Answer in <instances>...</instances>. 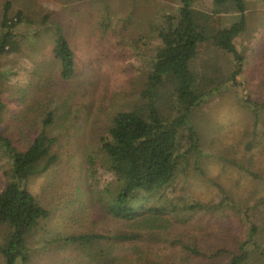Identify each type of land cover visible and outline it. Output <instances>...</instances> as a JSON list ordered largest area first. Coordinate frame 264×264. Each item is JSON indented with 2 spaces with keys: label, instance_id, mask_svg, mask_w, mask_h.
<instances>
[{
  "label": "rangeland",
  "instance_id": "rangeland-1",
  "mask_svg": "<svg viewBox=\"0 0 264 264\" xmlns=\"http://www.w3.org/2000/svg\"><path fill=\"white\" fill-rule=\"evenodd\" d=\"M8 1L10 16L21 9L32 23L17 30L20 47L2 60L1 132L20 150H26L41 132L56 139L51 152L57 159L45 169L40 162L39 173L26 182L50 211L28 238L26 264H91L76 249L65 247L60 238L119 230L139 232L144 238L117 243V253L131 260L129 263L139 262V255L161 264H229L248 238L250 220L259 226L260 248L246 264H264V204L255 205L264 199V110L256 121L241 100L250 98L264 105V0H246L247 26L235 39L245 57L244 71L237 78L240 84L224 83L194 110L204 154L198 163L192 162L188 173L176 183L177 189L167 190L168 206L178 204L185 195L191 201L221 203L207 216L179 210L187 220H175L172 207L163 215L169 219L166 231L170 236L208 252L222 251L214 257H196L164 237L151 238L150 233L160 230L146 222L114 219L94 195L112 175L98 174L91 190L85 178L86 156L98 146L101 133L118 112L143 102L141 89L147 81L149 59L159 42L150 21L159 11L177 12L179 0H0V16ZM194 7L211 11L213 3L195 0ZM45 14L51 23L63 26L75 52L76 71L69 79L62 77L53 55L52 31L45 30L38 39L29 36L33 29L45 27L41 23ZM239 20L237 12L215 14L207 35ZM214 61L221 67V79H226L230 57L202 46L198 64ZM50 113L52 121L46 124ZM7 163L0 153V167ZM4 186L0 168V190ZM6 228L0 221V244ZM101 261L109 264L107 257ZM0 264H6L1 253Z\"/></svg>",
  "mask_w": 264,
  "mask_h": 264
},
{
  "label": "trees",
  "instance_id": "trees-1",
  "mask_svg": "<svg viewBox=\"0 0 264 264\" xmlns=\"http://www.w3.org/2000/svg\"><path fill=\"white\" fill-rule=\"evenodd\" d=\"M194 1L179 0L177 12L163 14L159 11L150 21L152 34L159 42L156 52L149 59L147 81L141 89L143 102L118 112L112 124L101 133L98 146L86 156L88 173L85 178L89 180L88 188L94 189L93 182L98 180V174L112 175L104 189L93 193L97 201L103 202L101 207L106 214L114 219L146 222L161 231L148 233L151 238L164 237L196 257H214L222 251L208 252L196 245L183 243L179 237L170 236L171 233L166 231L169 230V219L163 215L172 207L175 220L184 219L187 212L207 216L221 204L191 201L185 195L178 204L169 203L168 206L167 190L170 187L177 189L176 183L188 173L192 162L198 163L204 154L193 119L194 110L207 102L214 90H219L224 83L229 86L240 84L237 78L244 71L245 57L235 39L247 26L245 13L248 6L246 0H212V10L206 11L194 7ZM10 6L8 1L0 16V74L4 57L17 52L20 47L17 30L32 23L21 9L10 16L7 13ZM230 12L239 13L240 20L207 35L213 15ZM41 23L45 27L33 29L30 38L38 39L45 30L52 31V52L60 63L61 75L64 79L71 78L76 71V55L63 26L51 23L49 14L43 16ZM202 46H210L230 57L232 65L227 70L226 79L220 77L218 61L210 65L198 64ZM241 100L245 108L252 110L257 121L264 105L250 98ZM3 109L0 96V114ZM51 121L50 113L46 124ZM55 140L41 132L26 150H20L0 129V153L8 162L0 167L5 177V186L0 190V221L7 227L0 253L6 264L19 261L26 264L28 238L38 224L50 216V211L28 189L26 182L30 176L39 173L40 162L45 169L57 159L51 152ZM260 203L264 204V199L255 205ZM159 221L163 225H158ZM250 225L247 240L233 254L229 264H246L252 259L251 255L259 250V226L251 220ZM139 239H144L139 232L119 230L77 233L61 237L59 241L65 247L76 249L91 264H103L102 257H107L109 264H161L139 255V262L129 263L131 260L127 261L126 257L117 253V243H131Z\"/></svg>",
  "mask_w": 264,
  "mask_h": 264
}]
</instances>
